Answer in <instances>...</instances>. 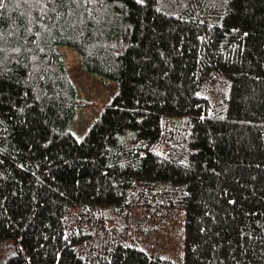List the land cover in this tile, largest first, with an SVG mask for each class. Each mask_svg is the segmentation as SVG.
Here are the masks:
<instances>
[{"label":"trees","instance_id":"1","mask_svg":"<svg viewBox=\"0 0 264 264\" xmlns=\"http://www.w3.org/2000/svg\"><path fill=\"white\" fill-rule=\"evenodd\" d=\"M58 46L120 86L80 140ZM158 238L264 264V0H0V264H174Z\"/></svg>","mask_w":264,"mask_h":264},{"label":"rangeland","instance_id":"2","mask_svg":"<svg viewBox=\"0 0 264 264\" xmlns=\"http://www.w3.org/2000/svg\"><path fill=\"white\" fill-rule=\"evenodd\" d=\"M58 53L61 55L69 77L74 82L77 90V96L81 101L87 102V106L79 107L72 121L69 124V131L80 140L84 137L91 125L99 118L101 109L109 103L119 92V82L110 80L100 75L87 74L80 64L79 54L68 46H58ZM182 122L179 121V124ZM161 145L154 146L151 144L150 149L158 154H162ZM143 223L136 222L135 229H130L129 238L137 241L141 238V232L138 230ZM179 230V229H177ZM178 234V233H177ZM158 237V236H157ZM157 242L150 240L151 246L154 247L152 252L159 256L173 253L174 264H181L182 249L172 248L167 243L166 246L158 238ZM181 245L182 242H179Z\"/></svg>","mask_w":264,"mask_h":264},{"label":"snow or ice","instance_id":"3","mask_svg":"<svg viewBox=\"0 0 264 264\" xmlns=\"http://www.w3.org/2000/svg\"><path fill=\"white\" fill-rule=\"evenodd\" d=\"M49 2L51 3V2H53V0H49ZM226 2H227V0H226ZM134 3H135L136 5L143 6L144 3H145V0H134ZM245 35H247V33H245ZM45 147H47V145H45ZM252 179L255 180L256 177H252ZM229 203H235V201L230 200Z\"/></svg>","mask_w":264,"mask_h":264}]
</instances>
